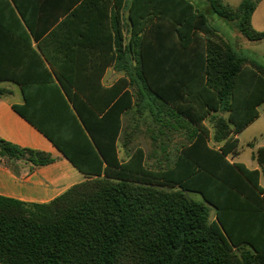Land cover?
<instances>
[{
  "label": "trees",
  "instance_id": "trees-1",
  "mask_svg": "<svg viewBox=\"0 0 264 264\" xmlns=\"http://www.w3.org/2000/svg\"><path fill=\"white\" fill-rule=\"evenodd\" d=\"M0 1V81L19 84L25 98L13 108L86 178L45 203L0 195L1 264H264V146L255 155L261 171L229 160L238 152L235 137L264 103V66L241 55L195 0H129V89L116 100L119 83L104 89L111 97L100 107L74 99L71 89L80 91L78 85L26 83V72L8 66L6 11L13 7ZM65 1L12 3L23 17L24 4L34 9L37 2L38 13L56 7L71 13L79 1L81 9L94 4L96 12L105 6L108 13L109 0L60 4ZM112 1L119 17L125 0ZM199 1L238 20L247 40L264 41V31L252 25L262 0H243L237 8L224 0ZM117 33L123 43L120 28ZM31 51L34 64L52 78L41 55ZM8 93L0 87V100ZM132 111L149 115L159 135L168 128L186 131L187 144L171 165H148L140 146L120 159L118 141L124 137L127 148L131 137L123 115ZM212 130L218 148L209 144ZM17 162L34 169L55 158L0 138V166ZM189 192L216 209L215 221Z\"/></svg>",
  "mask_w": 264,
  "mask_h": 264
},
{
  "label": "crops",
  "instance_id": "crops-1",
  "mask_svg": "<svg viewBox=\"0 0 264 264\" xmlns=\"http://www.w3.org/2000/svg\"><path fill=\"white\" fill-rule=\"evenodd\" d=\"M8 1L13 7V12L8 9L6 11L7 63L8 66H12L11 68L26 72L24 77L26 83L48 84L52 82L59 86L78 85L80 91L71 89V96L77 101L92 100L100 107L104 106L111 97V94L104 89H109L119 83L120 93L118 97H115V100L120 98L122 93L128 91L130 79L127 72L129 61L127 52L128 41L131 37L127 11L129 0H125L119 17L115 15L116 8L112 0H109L108 13H105V6L102 7V12H96L94 4H90L93 6L88 4L81 9L83 1L73 5L70 9L72 12L66 14L63 13L62 7H56L50 12L38 13L36 6L40 2L35 3L34 9L31 4H24V17L16 11L12 0ZM1 3L3 4L0 1V5H2ZM60 4L68 6L70 0ZM196 5L206 13L211 12L205 2H198ZM78 9L80 10L75 13ZM0 10H2L1 6ZM254 14L255 12L252 17V25ZM53 21L55 23L49 27L48 22ZM118 28H120V32L122 31L123 43L119 40ZM29 43L31 49L38 52L43 58L52 78H48V74L41 64H34L37 62L29 48ZM121 85H124L123 90ZM0 87L9 91L0 100V138L22 148L50 153L55 158V162L34 169L25 162H17L11 167L0 166V195L26 203H45L61 195L72 186L84 182L85 176L73 166L63 153L13 108V105L22 106L25 103L22 87L12 81H0ZM64 96L69 100L65 94ZM145 116L146 114L140 116L133 111L130 115L125 113L123 124L128 128L127 132L131 129L141 130ZM205 125H208L207 121ZM153 126L159 130L154 122ZM172 130L186 135L184 130ZM181 136L183 137V135ZM211 137L213 140V130ZM238 137L239 135L235 138L239 142ZM119 141V157L123 160ZM221 145L222 143L215 142L214 146L210 144L211 147L216 148ZM262 146L264 145H260L258 148ZM257 150L252 155L253 160L257 163L253 169L239 160V144L237 154L233 157L230 156L229 160L232 163H242L250 170L261 171L255 157ZM260 184L264 187L262 175Z\"/></svg>",
  "mask_w": 264,
  "mask_h": 264
},
{
  "label": "rangeland",
  "instance_id": "rangeland-1",
  "mask_svg": "<svg viewBox=\"0 0 264 264\" xmlns=\"http://www.w3.org/2000/svg\"><path fill=\"white\" fill-rule=\"evenodd\" d=\"M243 0H225L226 3L237 7ZM204 2L195 0V3ZM206 3V2H205ZM211 23L216 29L223 34L243 55L248 59L254 60L264 66V41L252 42L247 40L240 32V22L238 20H228L222 18L212 11L207 13ZM253 28L256 31H264V0L260 1L257 5V10L254 14ZM259 116L253 123L239 134V160L246 163L251 169L256 167V162L253 160L252 155L260 145H264V103L258 108ZM211 127L210 122H208ZM142 129H131L130 143L126 149H123L125 138L122 137L119 141L121 147V154L123 160L127 159V149L129 152L136 147H142L148 154V165L156 168H166L171 165L178 152L187 140L184 134H179L168 128L164 130L162 135L158 134V130L153 126L152 118L149 115L144 117L142 121ZM154 128V129H153ZM183 135V137L181 136ZM152 137L157 138L154 141ZM210 144L214 146V140L210 138ZM132 152V151H131ZM189 197L196 201L205 203L210 208L209 221L216 220V209L207 204L202 195L195 192H189Z\"/></svg>",
  "mask_w": 264,
  "mask_h": 264
}]
</instances>
